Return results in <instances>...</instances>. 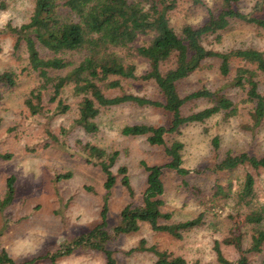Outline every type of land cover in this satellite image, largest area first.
Here are the masks:
<instances>
[{
	"label": "rangeland",
	"instance_id": "1",
	"mask_svg": "<svg viewBox=\"0 0 264 264\" xmlns=\"http://www.w3.org/2000/svg\"><path fill=\"white\" fill-rule=\"evenodd\" d=\"M34 1L0 0L5 5L0 8V30H4L0 32V72L10 70L17 74L13 87L0 86V198L5 194L6 179L10 175L15 177L16 187L12 201L0 210V250H6L18 263L50 252L100 223L105 174L99 165L86 161L82 150L85 143L101 147L106 154L118 153L111 167L116 182L108 197L106 229L112 233L113 226L120 220V210L125 205L142 201L146 172L140 161L148 165H163L168 161L162 147L149 145L145 136L123 135L121 128L138 123L165 125L171 119V114L162 107L123 103L101 108L95 118L99 130L96 134H89L71 125L78 116V104L82 98L73 94L71 86L64 87L61 93L64 103L69 105L65 113H55V103L49 102L47 90L42 113L31 115L25 99L38 86V78L27 66L24 48H14L15 36L11 28L29 20ZM174 2V7L168 11V20L179 32L184 24L202 23L207 9H213L219 0ZM237 7L244 13L264 18V0H238ZM147 39L148 36H140L133 47ZM204 43L217 51L256 48L264 52V28L232 20L218 39L213 35ZM41 54L46 55V50L42 49ZM69 59L74 62L78 57ZM130 61L136 65L137 75L146 71L147 64L141 58L134 56ZM208 62L211 67L196 71L178 83L180 97L202 87L218 90L237 103L238 112L228 120L216 114L203 123H189L182 126L179 133L167 135L169 142L178 140L183 143L182 165L190 172L180 176L164 167L161 176L164 183L162 210L171 214V218L164 222L185 221L203 213V224L184 233L182 239H175L166 232L152 231L146 223H142L137 232L113 235L105 246L112 250L114 264H151L155 260L152 252L132 251L139 246L141 239L145 240L146 247L154 246L157 250L183 257L185 264H219L213 249L217 240L223 253L234 260L239 246L234 224H244L242 217L237 215L248 211L245 205L240 206L236 197L246 173L254 177V201L264 206V168L241 165L228 171L211 170L226 153L246 152L263 156L264 119L259 126L252 127V103L245 101L241 90L228 86L230 77L219 73L218 59L212 58ZM237 65L238 61L233 60L232 67ZM62 72L64 70L52 71L55 74ZM259 90L264 92L261 78ZM103 91L110 97L131 93L161 102L164 100L151 80H125L121 87L103 88ZM208 105L206 100H189L182 105L181 113L187 115ZM62 128L66 133L61 132ZM216 135L220 142L218 150L214 151L211 140ZM121 166L127 168L132 194L120 183L118 168ZM67 172L71 177L56 180L57 174ZM217 185L222 186L225 196L214 195ZM190 187L198 191H192ZM242 231V246L249 248L251 231L247 225ZM248 256L250 264H263L264 244L261 251H251ZM34 264L50 262L43 260ZM56 264H105V256L100 251L81 248L61 256Z\"/></svg>",
	"mask_w": 264,
	"mask_h": 264
},
{
	"label": "trees",
	"instance_id": "2",
	"mask_svg": "<svg viewBox=\"0 0 264 264\" xmlns=\"http://www.w3.org/2000/svg\"><path fill=\"white\" fill-rule=\"evenodd\" d=\"M199 1L192 0L194 3ZM174 3V0H35L29 20L11 28L15 36L14 48H24L27 66L38 78V86L25 99L31 115L42 113L47 90L49 102L55 103V113H65L69 105L64 103L61 93L64 87L71 86L73 94L82 96L78 104V116L71 125L89 134H96L99 130L95 118L101 108L123 103L162 107L171 114V119L165 125L138 123L121 128L123 135L145 136L149 145L162 147L168 161L163 165H148L140 161L146 172L142 201L136 205H125L120 210V220L113 226L112 233L106 229L108 197L116 182L111 167L118 153L113 151L106 154L101 147L85 143L82 150L86 161L99 165L105 174L100 223L52 251L20 263L1 249L0 264H34L43 260L56 264L61 256L70 255L81 248L100 251L105 256V264H114L113 252L105 246L113 235L137 232L141 224L146 223L152 231L166 232L175 239H182L184 233L203 224V213L185 221L164 222L171 218L170 213L162 210L164 183L161 176L164 167L180 176L190 172L182 165L183 143L178 140L169 142L166 137L179 133L182 126L193 122L203 123L216 114L228 120L237 114L238 105L218 90L211 91L204 87L180 97L177 85L194 72L211 67L208 60L216 58L219 61V73L230 77L228 86L241 90L245 101L252 103V127L259 126L264 119V92L259 90L260 78L264 82V52L256 48L217 51L205 46L204 41L213 35L218 39L220 32L232 20L264 28V18L239 10L238 0H219L213 9H207V16L202 23L184 24L176 32L168 20V11L174 7ZM3 7L5 5L0 2V8ZM140 36H148V39L133 47ZM42 49L46 50V55L41 54ZM71 56L78 57V60L73 62L69 59ZM134 56L147 64L146 71L140 75L136 73V65L130 61ZM233 60L238 61L234 68ZM62 70L64 73H52ZM16 77L17 74L10 70L0 72V86L13 87ZM130 79L153 81L164 100L161 102L131 93L110 97L103 91V88H119L123 81ZM199 99L206 100L209 105L187 115L181 113L186 101ZM61 132L66 133V129L62 128ZM219 142L218 135L212 138L214 151L218 150ZM241 165L253 169L264 168V155L226 153L211 170L222 172ZM118 173L121 175V185L132 194L127 168L119 167ZM69 177V172L57 174L56 180ZM190 189L198 191L197 188ZM15 192V177L10 175L6 179L5 194L0 198V210L12 201ZM217 194L225 196L220 185L215 189L214 195ZM236 197L240 206L245 205L248 210L237 215L242 217L244 224H234V232H238V256L234 260L228 258L222 251L221 243L216 240L213 249L219 264H250L249 252L261 251L264 244V206L254 201L252 174L246 173ZM231 218L234 220L233 216ZM244 225L251 231L249 248L242 246ZM133 250L152 252L155 260L151 264H185L181 256L157 250L154 246L146 247L144 239Z\"/></svg>",
	"mask_w": 264,
	"mask_h": 264
}]
</instances>
